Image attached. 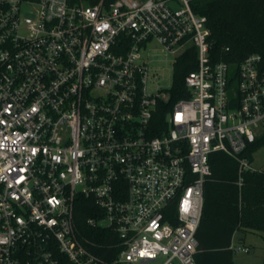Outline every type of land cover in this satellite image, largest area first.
Returning <instances> with one entry per match:
<instances>
[{"label":"built area","instance_id":"obj_1","mask_svg":"<svg viewBox=\"0 0 264 264\" xmlns=\"http://www.w3.org/2000/svg\"><path fill=\"white\" fill-rule=\"evenodd\" d=\"M194 1L0 0V264H196L211 154L256 170L264 72L257 53L212 59ZM152 41L198 49L164 124Z\"/></svg>","mask_w":264,"mask_h":264},{"label":"trees","instance_id":"obj_2","mask_svg":"<svg viewBox=\"0 0 264 264\" xmlns=\"http://www.w3.org/2000/svg\"><path fill=\"white\" fill-rule=\"evenodd\" d=\"M192 4L197 13L208 18L210 55L214 61L239 63L248 55L257 53L261 56L260 70L264 72V0H195ZM197 67L198 49L195 45L176 57L170 99L160 103L158 108L157 116L163 124L173 104L190 95L185 79ZM153 133L159 134L161 129ZM261 144H264V132L245 152L251 162L254 151ZM210 163L212 173L205 183L195 260L196 264H234L231 245L235 233L238 230L264 233V170H247L241 176L238 161L224 151L213 152ZM91 204V198L80 196L76 214L78 226L90 236L87 218L91 215ZM101 253L112 258V255ZM62 264L74 263L63 257Z\"/></svg>","mask_w":264,"mask_h":264},{"label":"rangeland","instance_id":"obj_3","mask_svg":"<svg viewBox=\"0 0 264 264\" xmlns=\"http://www.w3.org/2000/svg\"><path fill=\"white\" fill-rule=\"evenodd\" d=\"M26 16L33 17L30 11ZM144 57L150 66L152 74V87H160L162 89H170L173 83L174 61L177 54L166 50L164 46L152 41L148 44L147 50L144 51ZM260 131L264 132V123L261 125ZM254 159L252 165L259 170H264V144H261L253 153ZM237 245L240 243L250 247V251H240L234 249V264H263L264 260V233L263 232H247L243 233L238 230L236 232ZM241 237V238H240Z\"/></svg>","mask_w":264,"mask_h":264},{"label":"crops","instance_id":"obj_4","mask_svg":"<svg viewBox=\"0 0 264 264\" xmlns=\"http://www.w3.org/2000/svg\"><path fill=\"white\" fill-rule=\"evenodd\" d=\"M240 231H242V230H240ZM243 233H247V232H245V231H242ZM250 232V231H249ZM237 237V235H236V233H235V235H234V238H233V243H235V244H237L236 243V238ZM241 238V237H240ZM240 243L239 244H241V240L239 241ZM242 245H244V244H242Z\"/></svg>","mask_w":264,"mask_h":264}]
</instances>
